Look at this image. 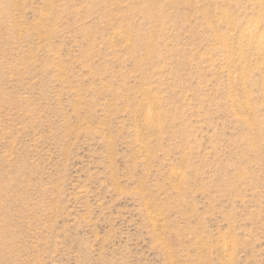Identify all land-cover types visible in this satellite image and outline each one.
<instances>
[{"label": "rangeland", "instance_id": "rangeland-1", "mask_svg": "<svg viewBox=\"0 0 264 264\" xmlns=\"http://www.w3.org/2000/svg\"><path fill=\"white\" fill-rule=\"evenodd\" d=\"M262 36L264 0H0V264H264Z\"/></svg>", "mask_w": 264, "mask_h": 264}, {"label": "bare ground", "instance_id": "bare-ground-1", "mask_svg": "<svg viewBox=\"0 0 264 264\" xmlns=\"http://www.w3.org/2000/svg\"><path fill=\"white\" fill-rule=\"evenodd\" d=\"M257 32H258V27L255 25L253 28L247 31L246 35L248 37H253L257 34ZM261 42H264V36L258 39V44H260Z\"/></svg>", "mask_w": 264, "mask_h": 264}]
</instances>
